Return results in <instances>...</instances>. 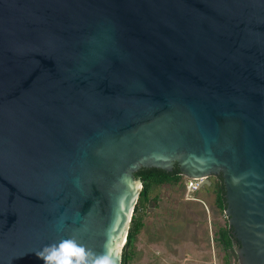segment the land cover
Here are the masks:
<instances>
[{
	"label": "water",
	"instance_id": "obj_1",
	"mask_svg": "<svg viewBox=\"0 0 264 264\" xmlns=\"http://www.w3.org/2000/svg\"><path fill=\"white\" fill-rule=\"evenodd\" d=\"M174 165L264 264V0H0V264H120L134 172Z\"/></svg>",
	"mask_w": 264,
	"mask_h": 264
},
{
	"label": "rangeland",
	"instance_id": "obj_2",
	"mask_svg": "<svg viewBox=\"0 0 264 264\" xmlns=\"http://www.w3.org/2000/svg\"><path fill=\"white\" fill-rule=\"evenodd\" d=\"M207 179L209 185L196 190L187 191L183 178L150 190L153 200L140 216L143 225L132 243L130 264L220 263L215 231L225 217L214 205V177Z\"/></svg>",
	"mask_w": 264,
	"mask_h": 264
},
{
	"label": "trees",
	"instance_id": "obj_3",
	"mask_svg": "<svg viewBox=\"0 0 264 264\" xmlns=\"http://www.w3.org/2000/svg\"><path fill=\"white\" fill-rule=\"evenodd\" d=\"M134 175L140 180L141 188L130 217L125 242L121 248L120 264H130V260L133 256L132 243L143 225L142 221L140 220V216L147 209V203L153 200L151 198L154 195H150V190L160 186L177 184L183 178L179 174L176 165H174L170 171H165L155 167L139 168L134 172ZM213 189L215 194L214 205L222 213L224 202L222 198L221 184L214 182ZM215 235V241L217 242V245L219 244V246L223 249H226L230 246L232 237L229 234V229L226 226V220L224 221L223 226H219L217 228ZM223 259L224 260L220 264H230L225 259V257Z\"/></svg>",
	"mask_w": 264,
	"mask_h": 264
},
{
	"label": "clouds",
	"instance_id": "obj_4",
	"mask_svg": "<svg viewBox=\"0 0 264 264\" xmlns=\"http://www.w3.org/2000/svg\"><path fill=\"white\" fill-rule=\"evenodd\" d=\"M45 253L42 257L45 264H84L89 254L82 245L72 239L49 245ZM98 264H109V261L103 259L98 261Z\"/></svg>",
	"mask_w": 264,
	"mask_h": 264
},
{
	"label": "flooded vegetation",
	"instance_id": "obj_5",
	"mask_svg": "<svg viewBox=\"0 0 264 264\" xmlns=\"http://www.w3.org/2000/svg\"><path fill=\"white\" fill-rule=\"evenodd\" d=\"M218 181H219V178H218V177H214V181H213V183H214V182L219 183ZM180 183H181V182H180ZM184 199H185V198H184ZM185 200H187V199H185ZM148 206H149V202L147 203V207H148ZM237 248H238V242H237L234 238L231 239L230 246H229L228 248H226V249H223V248L220 247L219 244H218V245H217V253H220V251H221V254L219 255V258L222 259V260L220 261V263L224 260L223 258L225 257V259L228 261V263L233 264L232 256H230L229 258H227V254H228V250H229V249H233V250H235V249H237ZM229 259H230V260H229ZM216 263H218V262L216 261ZM220 263H219V264H220Z\"/></svg>",
	"mask_w": 264,
	"mask_h": 264
},
{
	"label": "built area",
	"instance_id": "obj_6",
	"mask_svg": "<svg viewBox=\"0 0 264 264\" xmlns=\"http://www.w3.org/2000/svg\"><path fill=\"white\" fill-rule=\"evenodd\" d=\"M183 179H184V186L187 191L196 190L197 188L200 187L201 181L199 179H190V178H185V177ZM185 199L196 200L195 198H191L188 196H185Z\"/></svg>",
	"mask_w": 264,
	"mask_h": 264
},
{
	"label": "crops",
	"instance_id": "obj_7",
	"mask_svg": "<svg viewBox=\"0 0 264 264\" xmlns=\"http://www.w3.org/2000/svg\"><path fill=\"white\" fill-rule=\"evenodd\" d=\"M217 245V244H216Z\"/></svg>",
	"mask_w": 264,
	"mask_h": 264
}]
</instances>
